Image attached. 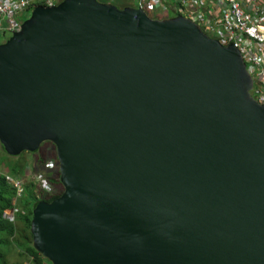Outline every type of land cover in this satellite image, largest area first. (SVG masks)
<instances>
[{"label":"water","instance_id":"obj_1","mask_svg":"<svg viewBox=\"0 0 264 264\" xmlns=\"http://www.w3.org/2000/svg\"><path fill=\"white\" fill-rule=\"evenodd\" d=\"M237 49L98 0L38 6L0 44V143L56 148L45 264H264V105Z\"/></svg>","mask_w":264,"mask_h":264},{"label":"built area","instance_id":"obj_2","mask_svg":"<svg viewBox=\"0 0 264 264\" xmlns=\"http://www.w3.org/2000/svg\"><path fill=\"white\" fill-rule=\"evenodd\" d=\"M64 0H0V32L11 37L21 30L28 15L38 6L54 7ZM134 8L141 9L151 18L182 16L196 26L208 38L221 46H233L240 53L246 71L252 79L251 97L264 105V0H133ZM160 11V12H159ZM57 163L50 160L44 171L35 177L45 193H52L49 174ZM30 169L21 178L7 175L8 182L17 189V197L24 193V185L30 180ZM16 205V201L14 202ZM19 208L4 214L11 222L17 219ZM25 264H35L33 258Z\"/></svg>","mask_w":264,"mask_h":264},{"label":"trees","instance_id":"obj_3","mask_svg":"<svg viewBox=\"0 0 264 264\" xmlns=\"http://www.w3.org/2000/svg\"><path fill=\"white\" fill-rule=\"evenodd\" d=\"M101 3H111L121 9L134 7L128 5L126 1L113 2L114 0H98ZM131 1V0H130ZM155 19V18H154ZM6 158L11 159L8 162L7 172L0 173V264H9L6 260L5 249L12 245H17L24 249V254L28 259L33 258L35 264H45L46 260L35 251L32 245L31 222L33 211L39 202L51 203L59 198L64 189L60 181L59 163L56 156V148L51 142L44 143L40 149L33 153H23L13 157L6 153L1 145ZM54 160L56 169L49 174L50 183L53 186L52 193H45L39 187L36 181V175L44 171L46 163ZM32 165L33 178L27 180L24 185V193L21 198L17 197V189L7 180V175L13 178H21ZM16 201V205L14 202ZM14 207L19 208L17 219L14 222L7 220L4 214L11 211Z\"/></svg>","mask_w":264,"mask_h":264},{"label":"rangeland","instance_id":"obj_4","mask_svg":"<svg viewBox=\"0 0 264 264\" xmlns=\"http://www.w3.org/2000/svg\"><path fill=\"white\" fill-rule=\"evenodd\" d=\"M120 1H126L128 5L135 6L134 3L131 2L130 0H114L113 2H117L116 4H118V2ZM29 17L30 15H28V18ZM153 18L166 19L163 16H153ZM10 38H11L10 35H5L2 32H0V44L6 43ZM9 160L11 159L6 158V155L4 154L0 143V173L5 174L7 172L6 166L9 165L8 164ZM29 169H30V173H32L33 172L32 165H30ZM31 179H34L33 173ZM5 252H6L5 255L6 260L8 261L9 264H25L30 261V259H28L27 256L24 254V249L18 247L17 245H12L9 249H5Z\"/></svg>","mask_w":264,"mask_h":264},{"label":"crops","instance_id":"obj_5","mask_svg":"<svg viewBox=\"0 0 264 264\" xmlns=\"http://www.w3.org/2000/svg\"><path fill=\"white\" fill-rule=\"evenodd\" d=\"M131 2H133L132 0H131ZM134 3V2H133Z\"/></svg>","mask_w":264,"mask_h":264},{"label":"clouds","instance_id":"obj_6","mask_svg":"<svg viewBox=\"0 0 264 264\" xmlns=\"http://www.w3.org/2000/svg\"><path fill=\"white\" fill-rule=\"evenodd\" d=\"M134 8V7H133ZM154 19V18H153Z\"/></svg>","mask_w":264,"mask_h":264}]
</instances>
